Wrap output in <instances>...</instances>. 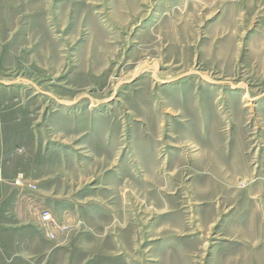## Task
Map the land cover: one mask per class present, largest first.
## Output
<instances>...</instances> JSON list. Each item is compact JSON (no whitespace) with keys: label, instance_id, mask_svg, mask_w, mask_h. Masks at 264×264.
Here are the masks:
<instances>
[{"label":"rangeland","instance_id":"obj_1","mask_svg":"<svg viewBox=\"0 0 264 264\" xmlns=\"http://www.w3.org/2000/svg\"><path fill=\"white\" fill-rule=\"evenodd\" d=\"M0 110V264H264V0H0Z\"/></svg>","mask_w":264,"mask_h":264},{"label":"crops","instance_id":"obj_2","mask_svg":"<svg viewBox=\"0 0 264 264\" xmlns=\"http://www.w3.org/2000/svg\"><path fill=\"white\" fill-rule=\"evenodd\" d=\"M6 117V112L0 110V234L8 228L7 223H10L8 218L14 217L12 213H10V209H12L13 205L11 206L9 203L13 202L15 199V189L10 181L17 174V166L12 165L11 162V157L17 158V155L14 154L15 151L12 147L11 149H6L5 137L8 133L4 128L7 120ZM8 205L10 206L8 207Z\"/></svg>","mask_w":264,"mask_h":264},{"label":"built area","instance_id":"obj_3","mask_svg":"<svg viewBox=\"0 0 264 264\" xmlns=\"http://www.w3.org/2000/svg\"><path fill=\"white\" fill-rule=\"evenodd\" d=\"M15 184H17V185L19 184V185H20V184H21L20 180H16V181H15ZM43 214H44V215L42 216L43 219L46 220L47 222L50 221L49 213H47V212H46V213L43 212Z\"/></svg>","mask_w":264,"mask_h":264}]
</instances>
